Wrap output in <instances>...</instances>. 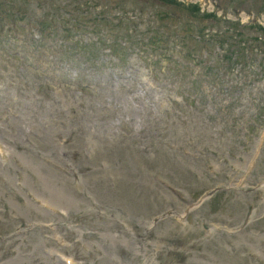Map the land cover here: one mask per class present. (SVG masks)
<instances>
[{
  "label": "rangeland",
  "instance_id": "obj_1",
  "mask_svg": "<svg viewBox=\"0 0 264 264\" xmlns=\"http://www.w3.org/2000/svg\"><path fill=\"white\" fill-rule=\"evenodd\" d=\"M256 25L264 0H0V264H264Z\"/></svg>",
  "mask_w": 264,
  "mask_h": 264
}]
</instances>
